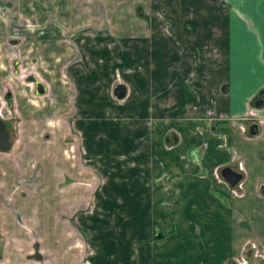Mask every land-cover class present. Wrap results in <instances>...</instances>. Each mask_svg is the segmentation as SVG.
<instances>
[{"label": "crops", "instance_id": "1", "mask_svg": "<svg viewBox=\"0 0 264 264\" xmlns=\"http://www.w3.org/2000/svg\"><path fill=\"white\" fill-rule=\"evenodd\" d=\"M47 12L68 17L58 18L56 27L40 26ZM34 23L24 34V25ZM19 33L26 45H42L37 58L45 70L34 77L44 91L32 97L27 85L11 78L23 144L11 152L21 175L6 159L10 153L0 151L10 175L2 179L0 166V195L24 208V215L30 211L35 227L16 224L0 201V264H31L24 261V243L31 242L32 231L40 252L52 259L48 264H81L60 214L72 191L65 186L68 196L62 199L54 188L60 172L70 171L62 165L68 160L61 140H53L52 151L28 140L36 149L24 147V126L34 124L31 119L46 128L65 107L68 90L60 69L73 55L67 48L72 45L100 47L89 53L99 56L101 76L110 47H118L117 62L108 69H117L123 82L115 85L123 86L124 95H113L111 102L104 93L94 99L85 91L78 100L85 115L112 123L115 110L119 124L135 125V139L124 137L133 141L131 155L126 153L132 167L121 180L101 185L109 193L103 206L125 208L120 229L107 231L118 239L92 245L82 264H231L246 251H264V0H0V45ZM52 43L60 54L46 61L42 56ZM0 70L10 79L8 70ZM179 89L186 93L180 109ZM24 95L33 106L26 117L16 101ZM253 124L256 133L249 134ZM217 135H223V147H217ZM223 167L240 174L233 186L220 177ZM16 177L21 184L9 188ZM42 203L53 204L61 216L53 210L44 217Z\"/></svg>", "mask_w": 264, "mask_h": 264}, {"label": "rangeland", "instance_id": "2", "mask_svg": "<svg viewBox=\"0 0 264 264\" xmlns=\"http://www.w3.org/2000/svg\"><path fill=\"white\" fill-rule=\"evenodd\" d=\"M56 11L57 10H54V12ZM54 12H47L45 16L46 19L44 22H41L40 26L49 23L50 26L56 27L59 25L58 18L68 17L64 14L55 15L56 13ZM145 19L148 20L147 17H144L143 21H145ZM27 27H29L30 30L27 29ZM35 27V23L28 26L24 25V34L31 33ZM61 32L64 34V39H68V36L65 35V31ZM22 34L23 33H19V35L13 34L4 40V44L0 45V56L3 57L2 59L0 57V67L4 69V71L8 70L10 75V79H8L7 75L0 70V77H2L0 96L3 93L11 92L10 86H14L11 78H16L22 85L24 84L29 87L28 93L32 97H37L33 92V83L31 81L28 82L27 78L29 76L37 77V74L40 73L39 70H45V63L37 58L40 52L39 49L42 45H26V39ZM67 48L71 49L69 51H72L73 55L60 69L62 84L65 85L68 90L65 107L57 110L59 114L51 117L49 121L50 125L46 126V128L39 127L38 124H36L40 119H31V123L33 122L35 125L31 124L29 127L24 126V141L28 140L32 144L38 143L40 146L44 145L46 149L52 151L53 145L51 143L53 140L56 137H59L61 140V150L65 157H67L65 160H68L63 162L62 165L67 163V168H69L70 171L64 169L60 172L58 176L59 180L55 183L54 188L61 191V194H63L62 199L68 196V193L64 191L65 186H69L72 191L71 199L62 201V204H64L65 201L66 203L60 207V214H62L61 218L65 220V230H67V236L68 239H70L68 246L71 247V250H76L79 253V261H81L80 263L82 264L85 257L90 254L89 250H92V245L100 246V241L102 239L104 242H107V240L117 241L118 239L115 238V234H111L113 231L116 232L120 229L119 226L121 223H119L120 221H118V219L126 214V212L122 211L125 208L123 209V207L117 205L103 206L101 203L107 198L109 193L107 190H102L101 185L105 183L106 180L110 182L121 180L123 172H126L132 167L134 159L128 158L126 154L128 153L131 155L132 153V150L129 151L131 149L129 146L131 141L125 142L124 137L130 136L131 140L135 139L131 134V131L135 129V125L133 123L119 124L115 110L111 111L113 115H111L110 118L113 117V119L112 121L110 120V122L112 123H108L109 120L106 118L101 120L102 118L100 115H85L82 110L84 103L78 100L80 96L85 95V91H90L91 94L94 95V99L97 95L104 93L111 102H116L112 89L116 83L123 82V80L119 75L117 76L118 71L115 67L114 69L108 68L112 63L116 64L117 62L118 47H110L109 53L111 59L105 62L108 68L106 70L102 69V71H104L103 76L97 75L99 73L97 72L99 70L97 65H100L99 56L93 57L89 53V48L99 51L100 47L72 45ZM38 50L39 52H37ZM60 50L61 47L59 45L52 43L46 47L45 54L42 57L46 58V61H51L54 55L60 54ZM32 54L36 55L37 59L32 57ZM4 58L6 60H4ZM81 90L82 93H80ZM23 99L24 101H21V99L19 100V98H16V101L18 102V106L20 105V110L24 107L26 111L24 112V117H26L28 112L27 108L32 109L33 106L28 103L25 95ZM0 104V114L3 121H5L9 127L11 137V142H9L10 144L8 145L9 148L7 147L8 149H6L10 154L6 156V159L12 163L11 165L14 168L15 174L19 177L21 175V169H19L20 167L15 163V159L12 158L11 151L20 149V147L23 146L20 141V135L22 134V127L19 124L20 119L14 112L12 101L0 99ZM102 121H107V124H102ZM26 129H28V132ZM26 145L32 150L36 149L32 147V145H29L27 141L24 143V147H26ZM18 164L22 165L23 163L19 162ZM42 165L44 166L45 163ZM0 166L3 169L2 171H4V173L6 172V178L3 176H1V178L7 179L10 177L6 166L3 164H0ZM34 176L27 180L25 178V180L27 182L33 181ZM17 177L9 181V188L12 186L18 187L21 184V178L18 179ZM20 191L21 195L26 197L27 190L24 189ZM73 193H75V195ZM4 198L5 197L0 195V201L10 208L11 218L14 219L16 224L22 226L25 223V225L31 228L35 227L33 215L30 211L24 215V208L16 204H8ZM41 206L40 209L44 217L49 215V213L51 214L53 210L55 215H57V210H55L53 204L42 203ZM7 210L9 211V209ZM60 214L57 216L60 217ZM105 219H107V221H105ZM109 230L111 231L110 235L107 232ZM102 231L104 237L100 236L102 235ZM32 235L33 238L36 236L34 231H32ZM33 238L31 242L24 243V261H28V263L31 264L36 262H38L36 264H48V261L52 263V259L47 260L48 256H43L36 238ZM40 240L44 241V239L41 238ZM48 243L50 247L57 246L56 244L52 245L51 241H48ZM35 244L38 246L37 252H35L33 248ZM38 255H40V257ZM241 260H243V264H264V251L259 250L257 253H254L253 250L249 252L246 251L238 256L236 261ZM232 262L236 264L235 261Z\"/></svg>", "mask_w": 264, "mask_h": 264}, {"label": "water", "instance_id": "3", "mask_svg": "<svg viewBox=\"0 0 264 264\" xmlns=\"http://www.w3.org/2000/svg\"><path fill=\"white\" fill-rule=\"evenodd\" d=\"M27 81L28 82L31 81L33 83L35 93L37 94L43 93L44 87L40 82L36 81L31 76L27 78ZM113 94L116 98H121L124 95L123 86L120 84L115 85L113 88ZM260 103L261 101H258L257 105H259ZM248 133L249 134L256 133V126L254 124L249 127ZM8 145H9L8 134L4 129L3 123L0 121V150L4 151L8 147ZM219 175L229 186H233L234 184H236L241 177L238 172L230 169L229 167L221 168L219 171ZM261 192L264 194V189H262Z\"/></svg>", "mask_w": 264, "mask_h": 264}, {"label": "flooded vegetation", "instance_id": "4", "mask_svg": "<svg viewBox=\"0 0 264 264\" xmlns=\"http://www.w3.org/2000/svg\"><path fill=\"white\" fill-rule=\"evenodd\" d=\"M11 94L9 92H6V93H3L1 96H0V99L2 100H5V101H11ZM1 106V104H0ZM1 109V108H0ZM0 121L3 123L4 125V129L5 131L7 132L8 134V141L10 140V132H9V127L7 125V123L5 121H3V118L1 117V114H0ZM7 149V148H6ZM1 151V150H0Z\"/></svg>", "mask_w": 264, "mask_h": 264}, {"label": "trees", "instance_id": "5", "mask_svg": "<svg viewBox=\"0 0 264 264\" xmlns=\"http://www.w3.org/2000/svg\"><path fill=\"white\" fill-rule=\"evenodd\" d=\"M186 93H184L181 89L178 90V95H177V106L178 109H180L183 104H184V99H185Z\"/></svg>", "mask_w": 264, "mask_h": 264}, {"label": "built area", "instance_id": "6", "mask_svg": "<svg viewBox=\"0 0 264 264\" xmlns=\"http://www.w3.org/2000/svg\"><path fill=\"white\" fill-rule=\"evenodd\" d=\"M217 139H218V143H217V147H223L224 146V137L223 135H217ZM235 263L236 264H243V260L241 261H236L235 260Z\"/></svg>", "mask_w": 264, "mask_h": 264}]
</instances>
